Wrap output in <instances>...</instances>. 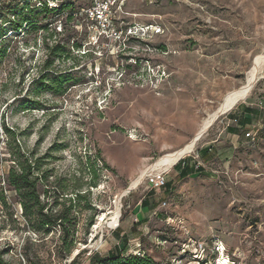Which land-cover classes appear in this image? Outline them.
<instances>
[{"label": "rangeland", "instance_id": "374dc122", "mask_svg": "<svg viewBox=\"0 0 264 264\" xmlns=\"http://www.w3.org/2000/svg\"><path fill=\"white\" fill-rule=\"evenodd\" d=\"M38 1L0 0V185L16 160L38 162L40 199L69 213V231L37 225L5 186L0 251L8 264H90L115 248L157 264H264V0H123L118 27L162 28L126 46L80 17L65 23L88 0L57 1L64 9L49 13ZM253 70L245 95L221 111ZM238 104L258 111L253 130L228 119ZM198 134L182 160L215 146L211 163L183 179L173 168L181 157L153 168ZM144 169L152 171L133 185ZM159 175L163 188L154 187ZM75 186L90 193L70 210L61 193ZM149 196L156 208L143 213Z\"/></svg>", "mask_w": 264, "mask_h": 264}, {"label": "trees", "instance_id": "16d2710c", "mask_svg": "<svg viewBox=\"0 0 264 264\" xmlns=\"http://www.w3.org/2000/svg\"><path fill=\"white\" fill-rule=\"evenodd\" d=\"M57 1H60L59 3L63 2V0H39L38 1V9L42 10L46 13L49 12H62L64 8L60 9V6H55L51 7L50 4H55ZM64 4V3H61ZM72 5L71 3H68ZM60 9V10H59ZM72 12L67 14V18L65 20L67 22L73 21L76 17L74 14L77 12L75 11V8L72 7ZM82 47V44L73 42L72 49L79 51ZM51 56L52 55H57L59 52H61V46H56L55 48H51ZM164 50V46L162 47ZM71 53V52H69ZM5 51L0 48V55H4ZM52 65V60L51 58H48V60L45 62V71L42 72L40 80L43 83H49V71L50 67ZM63 76L61 75V78ZM54 81V80H53ZM58 83V81H54ZM251 110V109H250ZM6 133L11 136L12 138L16 139L17 134L16 131L13 129H9L5 127ZM39 171L38 167V162H31L29 158H25L24 163L18 162L17 160L15 161V164L13 167H11L9 173L7 174L6 180L3 182V185H0V189H4L5 186L8 185L12 190H14L21 198V204L26 211V213L30 212V215H36L34 218V222L37 225H42L43 227H47L48 229H51V227H56L60 226L62 227L63 231L66 232L69 231V228H67V223H69L68 220V214L66 211L63 212H50L47 209V205L42 203L40 199V192L38 190L39 188V182L43 179L38 173ZM93 173L96 175V170L93 169ZM192 173H187L183 171L181 173V178H186L189 175L193 174ZM97 176V175H96ZM96 176H94L96 178ZM98 183L95 180L94 182L91 183V187L97 188ZM168 186V185H167ZM50 189H45V194L48 193ZM53 191L54 193H57L56 191H59L58 187H54ZM87 193H90V191L86 193H82L81 187L80 186H75L71 190L70 193H61L63 195V199L65 201L70 202V210L73 208L72 201H75L76 203L81 202L86 199ZM56 195V194H55ZM54 195V197H55ZM58 195V194H57ZM68 195H74L73 197H66ZM148 204L146 201L143 202V206H147ZM135 226H133L132 229H134ZM8 253V250H1L0 251V264H8V262L5 260V254ZM71 264H75V261H73ZM90 264H157L153 262L152 260L146 258V257H140V256H130L128 258L123 257L122 254V249L120 248H115V250L112 253H109L108 257H102L99 253H96L92 256L90 259Z\"/></svg>", "mask_w": 264, "mask_h": 264}, {"label": "built area", "instance_id": "2783aa9c", "mask_svg": "<svg viewBox=\"0 0 264 264\" xmlns=\"http://www.w3.org/2000/svg\"><path fill=\"white\" fill-rule=\"evenodd\" d=\"M88 1V5L85 8H80L79 12H76L74 16L80 17L83 20L85 19L91 23V26L105 34L109 39L122 40L123 43L119 42L122 46H126L124 40L129 38L148 43L154 37L162 34V28L153 24H131L123 26V28L118 27L120 23H124L123 20H118L119 15L124 13L125 3L123 0ZM53 5L56 6V4H52L51 7H55ZM147 45L149 50L151 48L156 50V47ZM245 136L252 141L256 140L254 132L252 131L248 132ZM153 182L156 188H163L167 183L163 175L157 176Z\"/></svg>", "mask_w": 264, "mask_h": 264}, {"label": "crops", "instance_id": "0c3cea01", "mask_svg": "<svg viewBox=\"0 0 264 264\" xmlns=\"http://www.w3.org/2000/svg\"><path fill=\"white\" fill-rule=\"evenodd\" d=\"M249 107H245L242 106V104H238L237 106L234 107V110L230 111V113L228 114V119H230V121L236 122L238 123L236 127H238L239 129L244 127V129H247V127H252L250 128V130H253V123L255 122V119L258 116V111L257 110H253ZM234 134L229 133V137L232 136L233 138V142L232 145L233 147L237 148V146L240 145L239 142V136L236 135V133L238 132L237 128H234L231 130ZM215 152H216V148L215 146H208L206 149L202 150V152L199 154L198 158L197 157H193L192 159H188V160H180L177 164L174 165L173 168L178 167L176 170V176L178 178H181V173L183 171L187 172V173H192L195 170L199 169V167L201 168L202 166L204 167V165L211 163L215 157ZM184 159V158H183ZM146 201V203L148 204L147 206H143V202ZM142 205V212L147 213L150 212L151 208L154 210L156 207L155 202H152L150 196L149 197H144V199L141 202ZM155 214V213H154Z\"/></svg>", "mask_w": 264, "mask_h": 264}, {"label": "bare ground", "instance_id": "6f19581e", "mask_svg": "<svg viewBox=\"0 0 264 264\" xmlns=\"http://www.w3.org/2000/svg\"><path fill=\"white\" fill-rule=\"evenodd\" d=\"M264 65V57L263 59L260 61L258 67H261ZM254 77H255V70H253L250 74V78H249V81H248V84L239 89L238 91L234 92L233 94H231L230 96H228L224 102V104L221 106L220 110L221 111H224L228 108H230L233 104H235L236 102H238V100L245 95V92L247 91V89L249 88V86L251 85L252 81L254 80ZM205 127V126H204ZM202 133V132H201ZM199 137V134L192 140V142L190 143V145L185 148V149H182V150H179L175 153H172L171 155L167 156L164 158L163 161L159 162L157 165H155L153 168H160L161 166L171 162V161H174V160H177L181 157L184 158L186 155V153L192 151L195 146H196V143H197V139ZM184 155V156H183ZM183 156V157H182ZM152 171V169H147V170H142L141 173H140V177L137 178L136 180H134V183L133 185L143 181L145 178H146V175H148L150 172ZM223 263V262H222Z\"/></svg>", "mask_w": 264, "mask_h": 264}, {"label": "water", "instance_id": "95a60500", "mask_svg": "<svg viewBox=\"0 0 264 264\" xmlns=\"http://www.w3.org/2000/svg\"><path fill=\"white\" fill-rule=\"evenodd\" d=\"M218 118H219V117H218ZM218 118H217V119H218ZM217 119H216V120H217ZM211 126H212V125H211ZM211 126H210V127H211ZM210 127H209V128H210ZM209 128H208V129H209ZM206 132H207V131H206ZM203 135H204V134H202V136H203ZM199 139H200V138H199ZM199 139H198V140H199ZM198 140H197V141H198Z\"/></svg>", "mask_w": 264, "mask_h": 264}]
</instances>
